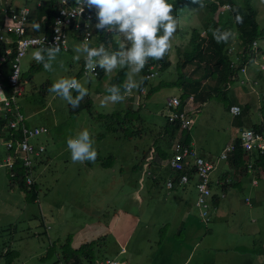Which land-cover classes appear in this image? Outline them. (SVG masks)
Here are the masks:
<instances>
[{
	"label": "rangeland",
	"instance_id": "1",
	"mask_svg": "<svg viewBox=\"0 0 264 264\" xmlns=\"http://www.w3.org/2000/svg\"><path fill=\"white\" fill-rule=\"evenodd\" d=\"M249 1L257 10L260 26L264 27V0ZM8 2L19 5L23 0ZM2 3L4 1L0 0V7ZM188 8L185 7L184 15L177 17L178 27L169 50L170 66L160 68L151 64L158 73L145 80L144 93L138 92L141 72L134 74L129 68L115 87L122 81L126 86L131 77L137 88L132 93L126 89L118 93L125 97L120 103L101 106L103 98L111 94L107 88L116 77L117 67L110 73L103 68L102 71L98 69L102 74L100 80L96 75L86 74L81 66L86 54L75 51L84 42L80 37L67 36L68 51L57 53L50 62V72L43 67L30 69L38 64L32 58L35 47H30L20 59V73L29 79L24 84L30 86V90L15 97L14 103L23 115L31 114L25 118L28 125L45 128L28 140L31 144L45 147V161L35 164L36 158L32 159V182L38 189L34 199L22 189L10 187L7 168L0 167V264H5L11 254V264H61L59 258L63 250L68 249L65 247L68 239L72 249L79 243L100 239L98 243L104 245L96 252L95 259L113 258L123 264L125 261L131 264H264V179L255 178L258 169L252 163V167L248 165L244 172L233 168L229 159L218 158L226 143L240 138L245 128L262 119L260 107L264 99L260 97L264 96V79L261 78L264 70L259 69L258 58L245 67L247 76L240 74L225 90V98L211 95L198 103L199 108L195 107L193 111L194 125L190 128L191 144L197 154L213 165L209 172L211 191H218L215 181L224 173L230 175H225L228 178L237 177L234 179L237 184L228 185L229 181H226V194L219 199L217 208L208 211L207 221L198 219L199 212L194 208L198 200L196 187V193L189 190L179 196L180 204H176V195L174 199L170 196L166 200V207L155 203L159 192L164 193L165 186L155 184L149 174L164 176L166 164L157 156L150 159L155 152L152 143L171 112L167 108V98L182 91L177 62L190 47L193 28L200 27L211 16L203 6ZM214 17L218 18L219 13ZM112 38L117 45V53L122 50L121 44L124 45L123 50L130 46L114 32ZM88 43L90 47L100 46L95 34ZM112 53L108 52L109 55ZM77 56L79 60L75 59ZM60 77H74L82 83L88 79L85 98L94 115L118 112L121 122L116 126L124 125L126 118L139 115L147 123L148 132L125 141L120 133H110L102 123L92 120L86 112L88 110H79L77 115H72L69 105L61 98L48 92L44 100L35 91V86L38 88L47 80L51 86ZM202 85L214 86L216 79L206 76ZM72 95L75 97L76 92L73 91ZM232 100L241 107L238 115L229 111ZM84 129L90 132L99 156H114L110 166L102 167L87 161L74 164L71 161L67 140ZM5 139L4 135L0 139V151L4 150ZM147 148L148 157L142 166L138 164L139 158ZM169 151L170 154L171 148ZM254 179L257 183L252 182ZM140 195L143 199L141 206L137 204L141 203ZM160 210L163 212L159 219ZM136 211L141 220L133 218ZM122 212L130 213L125 216ZM181 221L188 223L177 233ZM120 244L127 246L120 250Z\"/></svg>",
	"mask_w": 264,
	"mask_h": 264
},
{
	"label": "trees",
	"instance_id": "2",
	"mask_svg": "<svg viewBox=\"0 0 264 264\" xmlns=\"http://www.w3.org/2000/svg\"><path fill=\"white\" fill-rule=\"evenodd\" d=\"M67 1L70 3L74 0ZM168 2L174 5L173 15L175 17L184 15L186 11L185 7L198 8L200 5L199 3H194L193 0H168ZM202 3L203 8L210 12L211 16L209 17L206 23L200 25V27L198 28H193L189 41L190 47L184 52L183 58L177 62V68L179 73L178 78L182 86V91L179 95L181 98H185L189 93H193V103L201 102V100H205L211 95H217L218 98H225V90L235 80L239 78L240 74H242V67L247 64H252L255 60H257L259 55L264 53V48H262L261 46H257L255 49H253V41L264 39V27L260 26V23L258 21L257 10L249 0H243V2L242 0H202ZM59 4L60 0H45L42 5H32L27 19L28 27L25 31L26 34H47L51 32V25L54 16L57 14ZM225 4L232 6V8L236 9L237 11H229L225 7ZM221 7H224V9H220ZM90 11L93 13V19L87 27L85 22L82 20L78 23H75V20H72L71 23L67 24L64 27V30L70 37L77 36L80 37L83 41L87 42H89L95 34L96 42H100V46L103 45L104 49H106V53H117V45H115V42L112 38L113 32L108 31L106 29L97 30L95 28V25L99 23V20L96 16V11L94 8L90 9ZM217 13H219V17L215 18L214 15H216ZM237 14L243 17V23L235 22V16ZM34 24L40 25V29L38 31L34 29ZM210 26L212 28L231 30L233 33H235V38L230 40L226 44L217 43L213 39L211 32L208 31ZM87 32L89 33V38L85 40L84 38ZM200 32L202 33V35H200ZM47 36L49 37L50 33L47 34ZM239 45L243 48L240 51L237 50V47ZM45 48L49 49L52 48V46L46 45ZM229 48H232L233 50L229 52ZM4 49L5 44L0 41V82L4 84V91L8 95L10 92V88L8 87L6 78L9 71L12 54H5ZM47 50L44 51L43 54L45 57V61H47ZM2 56L3 60L1 59ZM119 58L120 57H118V59ZM262 62V60L259 61V67L261 66ZM151 64L158 65L160 68L169 67L171 64L169 59V52L164 56L163 59L159 61L152 60L151 58L148 59L145 67L141 70V80L139 83L140 86H144L146 80L145 74ZM81 66L82 70L85 71V60H82ZM40 67H43V63L32 65L30 69L36 70ZM189 68H191L190 71ZM96 69V76L100 80L102 78V74L100 72L98 73V69H101L102 71V68L99 66L98 63L96 64ZM263 70L264 69H262V71ZM127 71H129V67L127 65H125L124 67H121L119 65L117 66L116 77H114L109 83V87H114L115 89H117L116 94L122 93L125 90V85H123V81L118 86L115 87V85L118 81H120L126 76ZM198 74H200L199 77H197ZM206 76L215 78L216 85H202V79ZM261 78L264 79V71ZM20 79H23L22 75ZM49 87L50 81L48 80L40 84L38 87L39 94L44 100L49 92ZM85 97L81 101L80 106L76 109H72L70 105L68 106V109H70L72 115H77L79 113V110L86 109L88 110L86 112L91 115L92 120L98 123H102L104 125V128L110 133H120L121 138L125 141L137 137H142L145 133L148 132V127H145L147 123L139 115H137L136 117L126 118L123 123L124 125L122 126H116V123L121 122L118 119L120 117L118 112L110 113L107 115H94L92 112H90V104L86 102ZM236 103L237 105H239L238 102ZM185 110L187 113L191 112L189 104L185 107ZM260 110L262 119L260 120V122H257L252 125V127H254L255 129H260L263 124L264 102L260 107ZM5 123H7L6 117L4 119H0L1 126H3ZM164 123L165 124L162 126L161 133L159 132L158 135L154 137L152 145H154L155 147V149L153 150L155 152L154 155L151 157V160H153L154 157L157 156L164 164H167L169 167L168 159H170L171 157V153L169 154V149L172 147L176 139H178L179 143L183 147H187L190 149H193L194 147L191 144L192 136L190 130L182 129L177 122H170L167 118ZM144 128H146V131ZM143 129L144 132L142 133ZM8 132L9 135H7L6 137L8 139H14L19 136L17 132L11 131L9 129ZM231 142H233L236 146L235 152H233V154L229 158L230 165L233 168L246 172L248 167L247 161H249L253 164V167L258 169V171L260 168L264 170V153H245L243 151L239 138ZM148 150L149 148L142 151L138 164H141L143 166L145 158L148 157ZM43 154L41 156L35 157V164L43 162L41 160ZM246 155L247 158H245ZM113 158L114 156L112 155H108L107 157L97 155L95 163L99 164L102 167H108L111 165V160ZM32 171H34V167H32ZM167 172L170 173L169 176H167ZM7 175L8 185L10 187L16 186L17 188L22 189L26 194H28L29 198L31 199H34L35 196L38 194V189L36 188L35 182H31L30 184L25 183L24 169L22 168L18 160L15 162L14 166L10 170L7 169ZM149 175L151 176L155 184L158 183L157 185H164L166 190L168 191L174 188V186L177 184V180L179 179L178 172L171 170L170 167L169 170L168 168H166L164 176H161L160 174L157 176L155 173H150ZM225 175L227 174H221L217 178L221 183H216V187L218 190H225L226 193L228 185L237 184L234 179L238 178H228L225 177ZM189 176L190 179L192 177H195V172L192 171V169H190ZM254 176L257 179H264V176L260 175L259 173L257 175L255 174ZM168 177H171V180L174 182V184L170 187L171 189L169 187H166V181ZM227 180L229 181V183L227 182L228 185L225 186ZM218 196L219 194L216 195V193L211 191L208 203L209 210L212 208H217L220 199V196L219 198ZM166 200H168V198ZM195 208L197 209V211H199L196 206ZM136 213L137 211L133 214ZM180 230L181 229H179L177 233H179ZM99 241L100 239L93 241L88 240L87 242L79 243L76 248L72 249L68 239V244L65 245V247L68 246V249L63 250L62 256L59 258V262L61 264H83V262L91 264V262L95 259L96 252H98L99 248L104 245L103 243H98ZM12 257V254L11 256H8L6 258L5 264H11Z\"/></svg>",
	"mask_w": 264,
	"mask_h": 264
},
{
	"label": "built area",
	"instance_id": "3",
	"mask_svg": "<svg viewBox=\"0 0 264 264\" xmlns=\"http://www.w3.org/2000/svg\"><path fill=\"white\" fill-rule=\"evenodd\" d=\"M3 1L4 3H2L0 7V41L5 44L4 53L12 54V58L7 74V84L10 88L8 95L4 91V84L0 82V92H3L6 97V99H0V110L3 109L5 112L7 129L17 132L19 136L14 139L6 140L4 146L6 154L0 162V167L4 166L10 170L18 160L24 169V181L26 184H30L34 181V171H32L34 165H32V159L41 156L45 151V147L42 144H31L28 140L45 131V128L37 125H28L25 122V117L14 103L15 97L22 92V85L19 81L20 59L30 47L45 48L46 45H50L52 47L59 46L66 50L68 34L64 30V27L71 23L72 20H77V23L82 20L86 25H89L92 22V13L90 9L85 8L82 14H73L76 9L75 2L69 3L67 0H60L57 14L54 16L52 30L48 37L47 34H26L25 28L28 25L27 19L30 11L29 4L26 0H23L19 5H11L8 0ZM41 3V0H35L36 5ZM225 6H228V4H225ZM88 38L89 33L87 32L84 39L87 40ZM37 40H41L40 45L35 43ZM257 46L264 48V41H253V49ZM1 59L3 60V56ZM258 59L263 61L260 67L264 68V53L259 55ZM245 67L246 66H243L241 69L244 74H246ZM84 72L86 74L96 75V64L91 72H87L86 68ZM157 73L155 66L151 65L145 74V79L148 80L153 78ZM141 89L143 90L140 91ZM138 92H146L144 86L138 87ZM193 99V94H189L185 99H181L179 95L168 97L167 108H169L171 112L166 118L170 122H177L182 129L190 130L194 125V110L187 113L185 107L188 104L191 105ZM229 110L234 115L240 113V107L238 105H231ZM239 139L245 153H264V125L261 129H255L253 127L245 128ZM235 150L236 146L233 142L226 143L225 146L221 148L218 158L225 160L229 159ZM171 151L168 164L171 170L177 171L179 174L177 184L188 183L190 179V169L195 172V187L198 191V200L195 206L198 208L202 220L207 221L209 211L208 203L211 194V190L209 189V172L213 169V165L205 161L201 156H198L194 148L190 149L183 147L178 139H176L172 145ZM247 165L252 167L251 162H248ZM258 173L264 176V170L262 168L259 169ZM252 182L257 183V180L254 179ZM215 183L221 182L216 180ZM173 184L174 182L171 180V177H168L166 187L170 188ZM36 200L37 199H35V201ZM91 264H123V262H119L113 258L100 257L94 259Z\"/></svg>",
	"mask_w": 264,
	"mask_h": 264
},
{
	"label": "clouds",
	"instance_id": "4",
	"mask_svg": "<svg viewBox=\"0 0 264 264\" xmlns=\"http://www.w3.org/2000/svg\"><path fill=\"white\" fill-rule=\"evenodd\" d=\"M74 2L76 9L73 14H82L85 8H94L99 20L95 28L97 30L106 29L114 32L118 36L123 37V40L130 45L126 50H123L124 45L121 44L120 47L122 50L120 52H114L109 55L105 52L103 45L99 47H90L89 43L84 41L75 48V51L77 53L82 51L86 54L85 68L87 72H91L95 64L98 63L101 68L109 73L116 68L117 65L121 67L127 65L132 73L138 74L145 67L149 58L159 61L164 58L172 47L171 41L177 31L178 18L173 15L174 5L169 3L168 0H74ZM193 2L199 3L201 7L203 6L202 0H193ZM225 7L229 11H237L230 5ZM235 22L243 23V17L237 14L235 16ZM87 26L88 25H86V27ZM33 27L37 31L40 29L39 24H34ZM208 31L211 32L213 39L217 43L226 44L235 38V33L231 30L212 28L210 26ZM40 41L41 40H37L35 43L40 45ZM258 41H264V39ZM241 49L243 48L241 47ZM231 50L233 49H228L229 52ZM59 52V46L49 48L47 50V61H45L40 47H37L32 53V58L38 64L43 63V69L46 72H50V62L56 58ZM118 56L120 57L119 59L117 58ZM97 57H99V59L94 60V58ZM75 59L79 60L80 57L77 56ZM248 65L250 64L245 66ZM259 69L262 70L264 68L259 67ZM242 74L247 76L244 73ZM86 83H88L87 78L84 83H82L74 77H60L51 84L48 91L61 98L70 105L72 109H76L80 106L84 97L88 95V89L85 86ZM240 83H244V81L240 80ZM125 87L126 92L132 93V91L137 88V85L132 83L131 77H129ZM142 90L143 89L140 91ZM73 91L76 92L75 97L72 95ZM107 92L111 94L103 98L101 101L102 107H106L108 104L120 103L125 100V97L116 94L117 89L114 87H108ZM0 99H6L3 92H0ZM263 125L264 121L262 126ZM93 144L94 140L91 138L90 132L87 129L81 130L76 137L69 138L67 140V149L70 152L71 161L74 164H83L86 161L94 163L98 153L93 147Z\"/></svg>",
	"mask_w": 264,
	"mask_h": 264
},
{
	"label": "crops",
	"instance_id": "5",
	"mask_svg": "<svg viewBox=\"0 0 264 264\" xmlns=\"http://www.w3.org/2000/svg\"><path fill=\"white\" fill-rule=\"evenodd\" d=\"M27 3L29 4V7L31 8L32 7V5H34L35 4V0H28L27 1ZM43 4V2L40 4V5H42ZM92 13V12H91ZM92 19H93V13H92ZM53 20H54V18H53ZM81 21V20H80ZM75 23H77V20H75ZM52 24H53V22H52ZM28 27V25L26 26V28ZM26 28H25V31H26ZM51 28H52V25H51ZM51 31V30H50ZM50 33V32H49ZM49 33H47V34H49ZM40 34H45V33H40ZM40 34H37V35H40ZM35 48H37V47H35ZM52 48H55V47H52ZM41 49V51L43 52V54H44V51L45 50H47L46 48H40ZM60 50H63V51H68V49H66V50H64V49H62V48H60ZM28 51V50H27ZM26 53V52H25ZM25 55V54H24ZM23 55V56H24ZM84 62V61H83ZM19 66H20V63H19ZM9 72V71H8ZM20 78H21V73H20ZM6 81H7V78H6ZM19 81H20V83H21V87H22V92H21V94L20 95H18V96H21V95H23L25 92H27V90H30V86H28L27 87V85L26 84H24L25 82H27V81H29L28 80V78L27 77H23V79L21 80V79H19ZM140 86V85H139ZM263 87H264V83H263ZM35 91L36 92H39L38 91V88H36V86H35ZM233 94V93H232ZM48 95V94H47ZM259 96V95H258ZM262 97H264V96H261L260 98H262ZM234 100V99H233ZM233 100H232V102H231V104H237L236 102H233ZM199 103V102H198ZM198 103H192L191 105H190V110L192 111V110H194V108L195 107H197L198 108ZM15 105H17V104H15ZM17 107H18V105H17ZM196 108V109H197ZM18 110H19V107H18ZM26 119H27V117H30L31 116V114H28V115H23ZM5 118V112H4V110L3 109H1L0 110V119H4ZM9 132H8V129H7V127H6V123L3 125V126H1L0 125V139H2L3 138V135L5 136V137H7V135H9L8 134ZM8 138H6L4 141H3V144H4V142L6 143V140H7ZM3 146H5V144L3 145ZM0 148H1V145H0ZM197 152V151H196ZM5 147H4V150L3 151H0V160L5 156ZM152 157V156H151ZM245 158H247V155L245 156ZM41 160L42 161H44L45 160V158H44V156L41 158ZM169 160V159H168ZM247 162H249V161H247ZM166 168H168V170H169V167H168V165L166 164ZM166 174H168L167 176H169V172H167ZM229 177H230V175L229 174H227ZM144 181V180H143ZM263 188H264V185H263ZM217 189V188H216ZM189 190H192V191H194L195 193H196V191H195V177H192L191 179H190V181L188 182V183H186V184H176L175 186H174V188H172L170 191H168V190H166V188L164 189V193H162V192H159V194H158V199H156L155 200V203H158V204H160V205H162L163 207H166V203H167V201H166V199L167 198H169V196L171 195L172 196V198L174 199V196L176 195V199H177V203L176 204H180V203H178V199H180L179 198V196L183 193V194H185V192H187V191H189ZM170 192V193H169ZM219 194V196H220V199L221 198H224V196H225V190H218L217 192H216V195H218ZM156 195V194H155ZM219 196H218V198H219ZM248 198H250V196H248ZM140 200H141V203H138L137 202V204H139L140 206H141V204L143 205V199L141 198V195H140ZM251 201H252V199H251ZM195 202V201H194ZM252 204V203H251ZM250 204V205H251ZM194 208H195V206H194ZM196 209V208H195ZM163 211L162 210H160V212H159V214H158V218L160 219V217H161V213H162ZM199 212V211H198ZM122 214L124 215L125 214V216H129V212H122ZM133 216V218L134 219H140L141 220V216H140V214H138V213H136V214H133L132 215ZM199 218H201V216L199 217V213H198V219ZM201 220H202V218H201ZM194 221V220H193ZM187 221H181L180 222V224L178 225V228H177V231L179 230V229H182V228H184V226L185 225H187ZM110 226H112V224H110ZM138 227H136L135 228V230L137 229ZM198 228H196V230H197ZM126 245V244H125ZM125 245H123V244H120V250L123 248V246H125ZM127 246V245H126ZM122 252H126V251H122ZM189 256L190 255H188V257L185 259V261L189 258ZM184 262V261H183ZM125 264H131V262H126L125 261Z\"/></svg>",
	"mask_w": 264,
	"mask_h": 264
},
{
	"label": "bare ground",
	"instance_id": "6",
	"mask_svg": "<svg viewBox=\"0 0 264 264\" xmlns=\"http://www.w3.org/2000/svg\"><path fill=\"white\" fill-rule=\"evenodd\" d=\"M84 28V27H83ZM46 51V50H45ZM156 78V77H155ZM4 168V167H3ZM170 193V192H169Z\"/></svg>",
	"mask_w": 264,
	"mask_h": 264
}]
</instances>
